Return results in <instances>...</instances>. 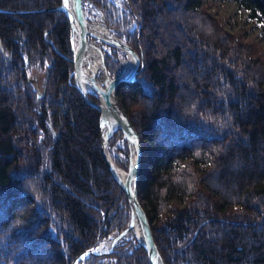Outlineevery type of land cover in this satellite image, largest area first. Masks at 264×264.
<instances>
[{
  "label": "trees",
  "instance_id": "trees-1",
  "mask_svg": "<svg viewBox=\"0 0 264 264\" xmlns=\"http://www.w3.org/2000/svg\"><path fill=\"white\" fill-rule=\"evenodd\" d=\"M234 1L264 38V0ZM83 4L140 56L115 95L141 137L138 196L165 264H264V46L227 29L205 0ZM68 34L62 10L0 11V264H72L130 221L100 150L99 110L73 84ZM101 41L117 74L125 52ZM108 145L127 168L121 129ZM85 254L76 264H149L136 236Z\"/></svg>",
  "mask_w": 264,
  "mask_h": 264
},
{
  "label": "water",
  "instance_id": "water-1",
  "mask_svg": "<svg viewBox=\"0 0 264 264\" xmlns=\"http://www.w3.org/2000/svg\"><path fill=\"white\" fill-rule=\"evenodd\" d=\"M67 5V7H65ZM45 9H59L62 10L69 19V42L71 49V60L73 68L71 75L73 76V84L80 91L84 99L99 110V133H100V150L106 162V165L111 172L113 178L117 181L120 187L125 191L129 205H130V221L128 225L123 227L120 231L115 233L111 238L109 244L104 249H97L93 247L86 248L80 252L72 264H76L79 256L89 252H107L112 250L114 244L125 236L130 225L135 222L138 224L141 232L139 241L144 245L149 264H165L159 247L154 239L151 224L147 216L146 210L142 205L138 196V176L140 170V162L143 155L141 137L134 124L130 120L126 111L119 105L115 90L117 85L122 81H129L133 79L140 64V56L137 51L124 38L116 35L108 26L107 22L103 20L108 29V37L100 36L89 28L90 20L86 16L83 0H60L59 3L49 5ZM9 10L15 12H27L34 9H9L0 7V11ZM89 35L100 38L103 41L113 43L123 50L129 52L134 58V64L131 69L122 74L121 70L117 74H110L104 62V52L101 47V59L103 65L102 77L104 76V84H100L95 75L91 77L93 89H88L83 81V61L86 49L89 45ZM76 38L75 44H72V38ZM44 91L38 93L41 96ZM96 95L97 99L91 96ZM99 94V96H98ZM101 96V97H100ZM113 123V128L106 134L103 133L104 126ZM121 129L129 147L127 168L122 172V166L119 165L112 157L108 148V140L116 129ZM129 169L131 173L129 174Z\"/></svg>",
  "mask_w": 264,
  "mask_h": 264
},
{
  "label": "rangeland",
  "instance_id": "rangeland-1",
  "mask_svg": "<svg viewBox=\"0 0 264 264\" xmlns=\"http://www.w3.org/2000/svg\"><path fill=\"white\" fill-rule=\"evenodd\" d=\"M205 2L208 11L213 15H215L216 17L220 18L227 29L231 31L241 30L243 38L257 40L264 46V38L260 36L259 22L256 21L253 17L247 15V11L245 9L238 8L234 0H205ZM87 16L89 20L100 19L102 22H104L101 13L94 11H87ZM90 41L98 43L100 47L102 46V41L98 37L91 36ZM104 46L106 47V45ZM99 73H101V71ZM32 75H34L33 77L35 78L34 79L35 84L37 83L35 87L36 90L39 91L38 93L44 91L42 85L44 80L43 72L38 70ZM100 78H102V73L100 74ZM112 149L116 151L119 157H123L122 151L118 150L116 146L115 147L112 146ZM110 238L104 239L97 246H99L100 249L106 248L104 246L107 243L106 242L107 239ZM106 264H112V263L110 260H108Z\"/></svg>",
  "mask_w": 264,
  "mask_h": 264
},
{
  "label": "bare ground",
  "instance_id": "bare-ground-1",
  "mask_svg": "<svg viewBox=\"0 0 264 264\" xmlns=\"http://www.w3.org/2000/svg\"><path fill=\"white\" fill-rule=\"evenodd\" d=\"M36 10H45V8L35 9V10H32V11H36ZM2 11H9V10H2ZM85 11H86V9H85ZM10 12H15V11H10ZM86 16H87V11H86ZM89 28L92 31H94L97 34H99L100 36H106V37L109 36L106 24L104 22H102L100 19H92V20H90ZM89 36H93V35H89ZM75 42H76V38L73 37L72 38V44H75ZM69 44H70V42H69ZM99 47L100 46H99L98 43L91 41L89 43L87 49H86V52H85V57H84V61H83V81H84V85L88 89H93V87H94L93 84L91 83V77H92L93 74L95 75L97 81L100 84L103 85L104 82L106 81L104 76L102 78H100V76H99L100 75L99 72L100 71H101V73L103 72L102 71L103 70V65H102V59H101V53H100ZM116 47H117V45H116ZM121 49L123 50V48H121ZM123 51L125 52V56H123L122 59H121V69L120 70H121L122 74H126L131 69V67L133 66L135 60H134V58L132 57V55L129 52H127L125 50H123ZM98 96H99V94H98ZM98 123H99V121H98ZM112 128H113V123H109V124L105 125L103 133L106 134ZM123 136H124V134H123ZM122 143H123V138H122ZM127 145H128V143H127ZM108 148H109V145H108ZM109 150H110V148H109ZM114 152H116V151H114ZM110 153H111V151H110ZM124 168L125 167L122 168V172H123ZM125 236L126 237L136 236L138 239L141 238L142 236H141V232H140V228H139L138 224L133 222L130 225V227L128 228ZM106 242L107 243L105 244L104 247H106L109 244L110 239H107ZM96 248L100 249L99 246H97Z\"/></svg>",
  "mask_w": 264,
  "mask_h": 264
},
{
  "label": "built area",
  "instance_id": "built-area-1",
  "mask_svg": "<svg viewBox=\"0 0 264 264\" xmlns=\"http://www.w3.org/2000/svg\"><path fill=\"white\" fill-rule=\"evenodd\" d=\"M118 145H122V137H116V141H115V143L113 144V147L116 146V147L118 148V150L121 151V149H119Z\"/></svg>",
  "mask_w": 264,
  "mask_h": 264
},
{
  "label": "snow or ice",
  "instance_id": "snow-or-ice-1",
  "mask_svg": "<svg viewBox=\"0 0 264 264\" xmlns=\"http://www.w3.org/2000/svg\"><path fill=\"white\" fill-rule=\"evenodd\" d=\"M65 7H67V5H65ZM196 155H197V156H199V155H200V153H199V152H197V153H196ZM182 167H183V166H182ZM130 173H131V169H129V174H130ZM189 187H191V186H189ZM85 255H87V254H85Z\"/></svg>",
  "mask_w": 264,
  "mask_h": 264
},
{
  "label": "flooded vegetation",
  "instance_id": "flooded-vegetation-1",
  "mask_svg": "<svg viewBox=\"0 0 264 264\" xmlns=\"http://www.w3.org/2000/svg\"><path fill=\"white\" fill-rule=\"evenodd\" d=\"M36 85H37V83H36Z\"/></svg>",
  "mask_w": 264,
  "mask_h": 264
}]
</instances>
